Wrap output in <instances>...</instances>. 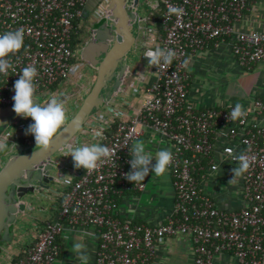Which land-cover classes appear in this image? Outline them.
<instances>
[{
  "label": "built area",
  "instance_id": "2783aa9c",
  "mask_svg": "<svg viewBox=\"0 0 264 264\" xmlns=\"http://www.w3.org/2000/svg\"><path fill=\"white\" fill-rule=\"evenodd\" d=\"M87 1L0 0V34L16 29L25 33L23 48L8 57L12 69L0 74V108L13 107L14 84L29 65L37 69L35 97L45 101L55 94L61 98L57 87L77 73L74 59L79 48L73 46V36ZM255 1L162 0L163 34L147 27V40L154 48L173 49L176 58L161 71L150 68L153 80L136 112L119 111L109 106L110 101L90 117L82 133L93 136L99 131L100 140L117 123L106 143L111 158L91 173L77 169L74 176L79 177L63 194L56 216L13 264H55L61 251L58 237L68 225L89 226L98 232L95 264H150L156 242L178 233L191 234L196 264H212L214 254L225 251H231L240 264H264V126L251 119L253 114L264 118V99L254 101L251 110L243 109L247 115L235 122L229 120L234 104L187 106L193 54L224 43L247 68L264 59V30H238ZM159 4L160 0H149L151 8ZM170 7L182 12L170 14ZM141 127L166 139L173 154L169 169L176 204L173 214L159 225L122 217L116 198L126 190L146 187L147 177L137 186L125 178L132 170L129 148L142 134ZM225 149L252 160L237 182L242 185L243 205L235 211L219 207L203 182L222 166H237L230 158L222 160Z\"/></svg>",
  "mask_w": 264,
  "mask_h": 264
},
{
  "label": "crops",
  "instance_id": "0c3cea01",
  "mask_svg": "<svg viewBox=\"0 0 264 264\" xmlns=\"http://www.w3.org/2000/svg\"><path fill=\"white\" fill-rule=\"evenodd\" d=\"M95 1H98L100 6L103 0ZM99 6L94 10L95 12L104 11L103 8H98ZM238 30H264V0L253 2L246 12L245 18L238 25ZM137 47H141V43L137 44ZM137 47L133 49L131 55H141ZM140 73L145 74L144 77L142 79L136 78L133 84L127 82L126 86L112 98L109 103L110 107L128 114H133L139 109L146 97V86L153 80V72L148 68V64L143 67ZM189 75L187 98L189 108L225 107L228 104L236 105L239 103L243 109L251 110L254 101L264 99V59L251 68H247L239 63L224 43L193 54L189 63ZM92 83L90 80L83 83L80 96L83 97ZM70 95L72 94L65 96L68 98ZM251 119L264 126L263 117L253 114ZM141 129L143 132L136 142L143 141L146 150L152 152L153 155L161 149L171 150V144L160 134L149 128L141 127ZM84 135L89 139L87 144L100 143V139L94 140L92 135L85 133ZM75 144L77 141L74 140L73 145ZM64 155L65 152H63ZM4 156H8V154L1 152L0 164ZM55 159L60 161L59 178L60 176H72V181L67 185L58 183L57 192L53 194L55 201L52 203V207H47L44 204L40 210L38 208V211L41 212L37 216L38 219H42L41 223L38 221L33 227L32 225L23 226V223L14 225L12 241L1 244V248L4 250H0V264H12L17 258L24 257L26 250L33 246L37 234L42 232L48 221L52 220L58 213L61 206L59 198L63 196L74 181L77 168L74 165L70 167L67 159H62V157ZM154 163L155 160H153ZM234 168L235 166H222L218 173L205 178L203 181L208 187L207 190L217 200L219 207L228 211H235L243 205L242 185L240 183L229 184V181L234 178ZM53 195L51 193L49 198ZM119 204L120 215L124 218H131L136 222L149 225H159L165 222L173 214L176 204V190L170 169L160 177L150 173L146 180L145 189L139 192L123 193L119 197ZM77 241H82L86 245L87 264H95L99 234L93 227L81 225L66 226L64 232L58 237L61 251L55 264H80L75 253L70 250ZM150 264H196L191 234L178 233L159 239L156 242L154 256ZM212 264L240 263L231 251H225L215 253Z\"/></svg>",
  "mask_w": 264,
  "mask_h": 264
},
{
  "label": "water",
  "instance_id": "95a60500",
  "mask_svg": "<svg viewBox=\"0 0 264 264\" xmlns=\"http://www.w3.org/2000/svg\"><path fill=\"white\" fill-rule=\"evenodd\" d=\"M139 3L140 0H109L104 15L92 24L95 39L85 43L81 57L95 69V79L76 113L54 138L50 150L39 151L36 142L17 143L1 165L0 247L11 241L14 225L36 218L43 199L50 197L48 193L52 182L59 180L60 168V161L51 159L52 156L65 148L66 142H72L90 117L143 70V56L131 55L138 41L131 24L138 19ZM65 95H61L64 101Z\"/></svg>",
  "mask_w": 264,
  "mask_h": 264
},
{
  "label": "clouds",
  "instance_id": "9594fccd",
  "mask_svg": "<svg viewBox=\"0 0 264 264\" xmlns=\"http://www.w3.org/2000/svg\"><path fill=\"white\" fill-rule=\"evenodd\" d=\"M180 12H182V9L169 8L170 14H178ZM144 20L139 18L141 23H144ZM24 35L23 29L10 30L0 34V74H6L9 69H12L13 65L8 57L23 48ZM143 57L147 58L149 69L155 66L161 71L172 64L176 58V52L170 48L159 46L153 48L146 44ZM187 63L188 61L185 60L184 64L187 65ZM144 75L138 73L136 76L138 79H142ZM36 77L37 69L34 66H26L20 71V77L14 84L13 111L18 116L25 119L31 118L34 121V123L29 125L26 134L34 136L36 149L48 151L53 144L54 138L58 136L66 125L67 110L64 99L55 94H51L43 103L35 97ZM246 115L247 113L243 110V106L237 103L229 112V120L232 122L242 120ZM100 136L101 132H93L94 140ZM64 147L66 149L64 156H71L74 167L77 169L83 168L87 173L96 170L102 163L111 158L110 149L99 142L75 145L66 142ZM8 150V144L0 140V152H7ZM129 151L132 157L130 160L132 170L126 174L125 178L136 186L143 183L150 173L157 177L165 175L173 162V154L170 149L158 150L153 155L152 152L146 150V145L143 141L134 142ZM221 157L222 160L230 158L237 162V166L233 169L234 178L229 181V184H236L251 167L252 160L244 153L235 154L232 149H225ZM153 160H155L154 164ZM215 171L214 166L213 172ZM71 177L60 176L57 183L70 184ZM70 250L75 253L80 264H87L86 245L82 241L75 242Z\"/></svg>",
  "mask_w": 264,
  "mask_h": 264
},
{
  "label": "rangeland",
  "instance_id": "374dc122",
  "mask_svg": "<svg viewBox=\"0 0 264 264\" xmlns=\"http://www.w3.org/2000/svg\"><path fill=\"white\" fill-rule=\"evenodd\" d=\"M144 4L139 7V14H140V18L144 19L145 18V14L149 11V0H143ZM108 3L109 0H103L101 5L99 6L98 1L95 0H88L86 3V7L87 9L90 10H95L97 8V6H99L98 8H103L104 10H107L108 7ZM102 9V10H103ZM103 12L105 11H101L99 14H103ZM98 14V15H99ZM144 24V23H143ZM141 25L140 22L137 23L138 29L139 26ZM145 25V24H144ZM140 32V29H139ZM137 34V32H136ZM156 46V45H155ZM151 47L154 48L153 45H151ZM81 69L82 66L80 65ZM145 67V66H144ZM95 71L94 68L90 69L89 71ZM137 78V76H133L131 78V80L129 82H131V84H133L134 80ZM87 80H90L93 82L94 80V75L89 74L88 71L83 72V73H79L77 75H72L68 81H66L64 84L59 85L57 87V90L59 91L60 95H62L64 92H67V89H74L76 91L82 89L81 87L83 86V83H85ZM74 94L70 95L67 100L65 101V106H66V110H67V121L76 113V111L78 110V108L80 107L83 98L82 97H77ZM39 100V99H38ZM41 103H43V100H39ZM34 123V121L31 118L25 119L21 116H18L14 111H13V107H7V108H0V140L5 141L8 145L10 142H12L13 140H20V141H24L26 143H34L35 142V138L33 135L31 134H26V130L28 129L29 125ZM87 127V124H85L81 130L79 131V133L76 135V137L73 139L72 142H70L71 144L74 143V140L77 141V144H84L83 142L88 143L89 139L87 138L86 135H84L82 133V130H85ZM66 149L63 148L61 149L59 152H57L54 156H52L51 159H55V158H61L62 159H67L68 161V165L71 167L72 165H74L73 163V159L71 156H63V152H65ZM8 156H4V158L1 161L0 167L1 165L4 163V161L7 159ZM68 166V167H69ZM70 180L72 181V178H70ZM62 186V185H61ZM51 193L52 195L55 194L57 192V182H52V186H51ZM51 193H48L51 196ZM55 195H53V197L51 198H46L43 199L44 202H42V204H46L47 207H52V203L55 201L54 199ZM41 211H37V214H39ZM40 215V214H39ZM41 218V217H39ZM42 219H38V216H36V218H32L26 221V223L23 226H27L29 227L30 225H32V227L34 226V224H36L38 221L39 223H41ZM21 223V222H18ZM25 229V228H24ZM12 241V239H11ZM2 248L0 247V250Z\"/></svg>",
  "mask_w": 264,
  "mask_h": 264
},
{
  "label": "flooded vegetation",
  "instance_id": "af4514ba",
  "mask_svg": "<svg viewBox=\"0 0 264 264\" xmlns=\"http://www.w3.org/2000/svg\"><path fill=\"white\" fill-rule=\"evenodd\" d=\"M139 4L142 6L144 4V1L140 0ZM140 5H138L136 10L139 11ZM102 16L103 15H101V14L98 15L95 11L86 8V11H85V14H84V18L77 23L78 26L75 29V33H76L78 39L83 40V44H82L81 48L75 50L76 53H75L74 64L77 67L76 75L79 74V73H83V72L88 71L89 74H91V75L93 74L95 76V71H93V70L89 71L90 69H92V67L90 66L89 62L82 59L81 50H82V48L84 47V45H85V43L87 41L95 39V37H93L92 34H91V26H92V24H95L100 19V17H102ZM139 18H140V14L138 16V19L136 21L132 22L131 26H132L135 34L137 32V36H138L137 44L141 43V47H137V44H136L135 47H137V50H139V53H141L140 56H143V52L145 50V45L148 44V40H147L148 31H147V26L142 23L141 25L143 26V30H140V32H139V29H138V26H137V23L139 22ZM143 58H144L143 59L144 66H146V64H148L147 58H145V57H143ZM80 65L84 69H81ZM69 94H75V96L80 97L81 89L80 90L76 89V91H75L73 88L72 89L68 88L67 92H66V95H69ZM17 143H21L23 145H28L29 144V143H26L24 141L13 140L12 143L8 145L9 146V150L7 152H2V153L3 154L4 153L5 154L6 153L7 154L11 153L14 150V147H15V145ZM0 154H1V152H0ZM57 185H58V183H57ZM47 198H49V197H47ZM42 206H43V204L41 203L40 207H42ZM40 207H39V209H40Z\"/></svg>",
  "mask_w": 264,
  "mask_h": 264
},
{
  "label": "trees",
  "instance_id": "16d2710c",
  "mask_svg": "<svg viewBox=\"0 0 264 264\" xmlns=\"http://www.w3.org/2000/svg\"><path fill=\"white\" fill-rule=\"evenodd\" d=\"M142 2V1H141ZM163 9V2H162V0H160V4H159V6L157 7V8H151L150 6H149V11L145 14V20H144V24L148 27V28H150V26H151V28H153V30L154 29H157L158 30V33L159 34H163V24H162V10ZM78 22V21H77ZM82 44H83V40H81V39H78V37H77V35H76V33L74 34V36H73V46L75 47V48H81V46H82ZM94 79H95V76H94ZM94 81V80H93ZM188 81H190V77H189V80ZM80 97H82V96H80ZM83 98V97H82ZM116 122L112 125V127L111 128H108L107 130H105V132H104V136L102 137V139L100 140V143L102 144V145H105L106 146V143H107V141H109L111 138H112V136H113V133H114V128L116 127ZM78 177L79 176H75L74 177V181L75 180H77L78 179ZM127 192H139V191H134V190H126V191H124V193H127ZM119 195H117L116 196V198L118 199V202H119ZM63 198H64V196H61V198H59L60 200V202H61V204H62V201H63ZM39 236V234H37V236H36V239H37V237ZM36 239H35V241H36ZM35 243V242H34ZM28 250H26V252H27ZM19 258H17L16 260H18ZM16 260H14L13 262H12V264L16 261Z\"/></svg>",
  "mask_w": 264,
  "mask_h": 264
}]
</instances>
